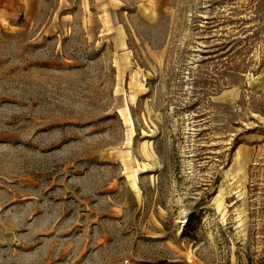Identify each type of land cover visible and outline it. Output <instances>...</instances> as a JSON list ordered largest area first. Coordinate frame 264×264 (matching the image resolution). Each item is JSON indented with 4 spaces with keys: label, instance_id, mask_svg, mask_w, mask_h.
Masks as SVG:
<instances>
[{
    "label": "rangeland",
    "instance_id": "1",
    "mask_svg": "<svg viewBox=\"0 0 264 264\" xmlns=\"http://www.w3.org/2000/svg\"><path fill=\"white\" fill-rule=\"evenodd\" d=\"M0 264H264V0H0Z\"/></svg>",
    "mask_w": 264,
    "mask_h": 264
}]
</instances>
